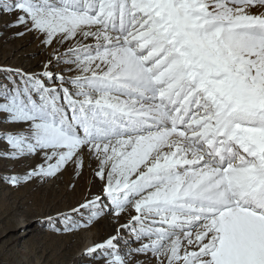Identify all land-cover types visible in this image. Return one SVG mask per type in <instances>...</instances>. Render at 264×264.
I'll use <instances>...</instances> for the list:
<instances>
[{
    "label": "rangeland",
    "instance_id": "obj_1",
    "mask_svg": "<svg viewBox=\"0 0 264 264\" xmlns=\"http://www.w3.org/2000/svg\"><path fill=\"white\" fill-rule=\"evenodd\" d=\"M195 1L0 0V264H264V217L177 210L187 189L168 194L162 174L208 151L216 103L189 71L152 91L133 80L137 64L184 71L193 46L207 87L239 101L230 121L256 112L264 61L229 33L237 8L264 19V2ZM178 112L188 147L164 134ZM245 128L264 149V129Z\"/></svg>",
    "mask_w": 264,
    "mask_h": 264
},
{
    "label": "bare ground",
    "instance_id": "obj_2",
    "mask_svg": "<svg viewBox=\"0 0 264 264\" xmlns=\"http://www.w3.org/2000/svg\"><path fill=\"white\" fill-rule=\"evenodd\" d=\"M69 1H71L72 4L76 3V0ZM200 1L201 0H196L194 4H198ZM258 1L264 2V0ZM154 3L156 5V11L160 13L163 7L158 1ZM74 6L77 7L76 5ZM240 9L241 8L236 9V14L234 16L238 24L230 28L233 31L229 34L243 42V51L247 53L258 52L261 61H264V42H262L264 37L262 38L260 35H257L258 29L264 30V19H261V17L259 18L255 14L245 15V12L241 13ZM176 13L178 16L177 19L182 23H192L199 18V13L193 10L182 9L181 11L178 10ZM166 20H168L165 24L167 25L166 27L171 26L169 18ZM170 20L172 21L171 18ZM171 28L173 29L172 26ZM173 30L170 34L171 39L168 38L169 40H173L176 36ZM173 33H175L174 36ZM177 35L180 36L179 34ZM178 38L180 39V37ZM224 38L226 39L225 47L229 49L231 41L227 39V35L224 36ZM156 43H158V41ZM188 49L191 51L192 58L190 61H185L188 67H185L184 71L182 69L184 66L181 60H169L164 66V70H162L161 73L159 72L160 74L158 76L155 74L156 69L150 71L143 65L137 64V69L134 74L135 77L133 79L137 85H141L144 89L149 87L152 91V87H155V84H158L161 79L167 80V87L173 84L177 85L181 81L179 76H182L185 71H189L194 85L198 86L199 89H205L208 99L216 103L213 115L211 116L214 118L213 125H215L211 127L212 131H214L211 137L213 139L217 134L215 146L219 145V149H214V153L218 155V157L211 155V143H209L207 148L208 151L203 150L195 156V159H191V161L188 159L189 162H186L185 165H181L183 170L168 167L166 168V173H162L165 174L163 176L165 179L168 178V180H171L173 183V185H171V191L168 194L172 195L179 192L180 187L187 189L184 196L177 198L179 202L175 203L176 205L174 208L209 216L222 213V210L224 211L223 205L228 204V206L233 209H242L244 206L247 208H244L245 211H247L246 213L253 214L257 217H264L256 205L258 202H264V149H262L263 145L259 142V145L255 144V137L250 136L247 133V128H245V125H251L253 128L264 129V117L262 116L264 115V97L258 100L256 112H250L245 109L241 110L235 115V118L230 121L229 115L231 114V108L233 105L237 106L236 103L239 101L236 102L232 97H228V100L223 99L218 96L214 90L207 87L208 79L203 81L207 76V72L205 70L206 68L203 67L200 62V53H198L193 46ZM154 74L155 77H152L151 75L154 76ZM169 80H172V82ZM166 93H168V91H165V94ZM177 95L179 101H189L187 96H182L179 92H174V98H177ZM153 96H156V99L161 97H157V95ZM182 116L183 113L178 112L176 117L172 116V118H166V123L163 122V125H165L164 134L166 139H180L179 141L188 147L193 141L190 139L191 137L189 138V136L185 134V131L181 129L183 122H185V119L182 120ZM225 139H227V141ZM204 142H206V140ZM227 145H232V150H228L229 155H226ZM221 147L223 150H221ZM232 153H237L241 161L236 158L238 162L229 163L230 166L228 168H224V165L221 166L222 162L225 163L227 159L233 160L232 157L234 154ZM231 154L232 156H230ZM180 171L190 173L192 175L190 177L192 178H183V174H179ZM262 207H264V204ZM197 219L200 218L198 217Z\"/></svg>",
    "mask_w": 264,
    "mask_h": 264
}]
</instances>
